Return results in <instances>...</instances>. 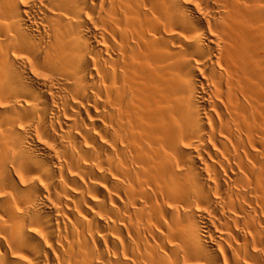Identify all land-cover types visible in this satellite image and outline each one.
Masks as SVG:
<instances>
[{"label": "bare ground", "instance_id": "1", "mask_svg": "<svg viewBox=\"0 0 264 264\" xmlns=\"http://www.w3.org/2000/svg\"><path fill=\"white\" fill-rule=\"evenodd\" d=\"M191 4L0 0V264H264V0Z\"/></svg>", "mask_w": 264, "mask_h": 264}, {"label": "snow or ice", "instance_id": "2", "mask_svg": "<svg viewBox=\"0 0 264 264\" xmlns=\"http://www.w3.org/2000/svg\"><path fill=\"white\" fill-rule=\"evenodd\" d=\"M187 4H188L189 9L192 10V11H194V9L192 8L191 0H187ZM189 31L191 32V31H193V30L189 29ZM31 170L34 171V172H35V171H39L38 168H32ZM10 186H11V185H10ZM32 231L34 232L35 229H32Z\"/></svg>", "mask_w": 264, "mask_h": 264}]
</instances>
